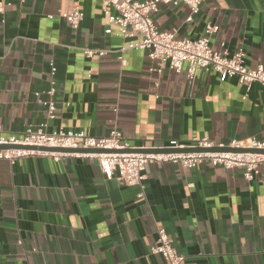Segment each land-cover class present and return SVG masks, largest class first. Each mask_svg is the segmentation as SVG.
Wrapping results in <instances>:
<instances>
[{"label": "crops", "instance_id": "obj_1", "mask_svg": "<svg viewBox=\"0 0 264 264\" xmlns=\"http://www.w3.org/2000/svg\"><path fill=\"white\" fill-rule=\"evenodd\" d=\"M0 2H10L0 13L1 137L44 124L48 133L96 137L118 128L132 149L264 139L260 82L247 92L236 77L203 69L191 77L148 50H123L129 39L103 0ZM76 7L85 14L77 28L61 17ZM190 13L180 2L161 4L153 20L178 38H199L215 24L214 49L243 50L249 67L264 64V0H206L188 21ZM85 48L107 53L87 56ZM146 175L142 189L107 178L96 159L0 158V264H168L151 251L160 227L182 264H264L263 167L249 180L242 168L152 162Z\"/></svg>", "mask_w": 264, "mask_h": 264}, {"label": "built area", "instance_id": "obj_2", "mask_svg": "<svg viewBox=\"0 0 264 264\" xmlns=\"http://www.w3.org/2000/svg\"><path fill=\"white\" fill-rule=\"evenodd\" d=\"M206 0H103V11L109 21L119 26L120 33L129 39L126 49H144L149 51V56L162 66L167 63L177 73L186 71L193 77L199 69L213 70L220 75L222 81L236 77L245 86L247 92L251 90L254 82H260L264 86V64L255 68L246 64V53L238 50L231 53L227 48L214 49L210 43V37L216 33L219 27L208 23L205 34L199 38L176 36V31L159 30L154 23L153 15L161 4L180 2L186 4L191 13L187 17L191 21L200 10ZM10 2H0V13H5ZM114 10V12L112 11ZM71 26L77 28L83 21L85 14L76 7L72 11L61 13ZM107 32H111L108 29ZM121 50V52H123ZM85 55L93 56L98 53L105 55L106 50H94L85 48ZM123 61V54L119 56ZM185 64L187 68L184 69ZM46 91L50 96L49 116L54 117L55 102L54 82ZM0 144H14L26 147H11L0 149V158L15 162L19 158L31 156H48L56 160L65 157L84 159H96L102 172L107 178L117 175L118 180L125 185L145 187L147 178V164L175 163L185 168H194L202 164L221 166L226 169L242 168L244 176L252 180L256 169L263 167L264 153L252 151H211V152H136L125 140L123 133L118 128L111 129L107 136H90L83 131L67 132L59 130L56 133H48L45 125L41 124L36 130L28 129L24 136L3 138L0 136ZM229 146L238 149L264 150V139L248 138L247 140H231L228 144H215L207 137H194L189 141L171 140L169 144L152 148H191ZM46 148H73V149H107L118 150L111 152H65L58 150H43ZM142 195V193L140 194ZM151 251L161 255L168 264H182L185 256L176 248L174 239L164 227L158 228L157 239L151 247Z\"/></svg>", "mask_w": 264, "mask_h": 264}, {"label": "water", "instance_id": "obj_3", "mask_svg": "<svg viewBox=\"0 0 264 264\" xmlns=\"http://www.w3.org/2000/svg\"><path fill=\"white\" fill-rule=\"evenodd\" d=\"M11 147H26L31 148L30 146H20V145H14V144H0V149H6ZM40 149L43 150H58V151H65V152H111V151H118V150H107V149H73V148H46V147H40ZM128 151H136V152H189V151H196V152H211V151H252V152H263L264 150H257V149H238V148H231L229 146H213V147H191V148H166V149H160V148H134L129 149Z\"/></svg>", "mask_w": 264, "mask_h": 264}]
</instances>
